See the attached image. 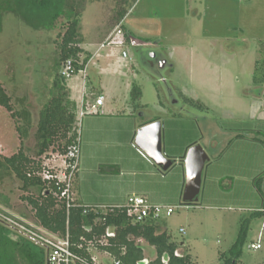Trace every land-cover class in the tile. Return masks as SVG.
I'll list each match as a JSON object with an SVG mask.
<instances>
[{"label": "rangeland", "instance_id": "rangeland-1", "mask_svg": "<svg viewBox=\"0 0 264 264\" xmlns=\"http://www.w3.org/2000/svg\"><path fill=\"white\" fill-rule=\"evenodd\" d=\"M120 3H124L123 0H96L85 5L81 23L82 47L91 52L94 59L86 74L80 72L67 79L68 86L72 88L71 97L77 102L78 108H82L81 103L86 100L83 95L86 76H90L95 90H99L102 85L106 92V105L112 102L123 103L126 92L121 80L137 84L144 92L148 117L162 122L163 147L173 127L172 107L179 101L181 105L176 107L181 109L183 102L178 95L172 96L169 86L161 78H168V68L162 71L150 69L141 63L142 57L137 58V42H148L151 46L156 45L160 51L173 53V58L187 70L192 56L198 55L216 64L217 58L224 57L222 49L225 41L236 40L237 45L242 41L236 47L238 58L234 62L231 78H225L216 69L197 70L199 77L195 81L201 85L198 91L203 88V98L212 109L201 110L188 106H185V110L178 108L186 120L197 121L199 131L190 124V131L195 132H187L186 135L190 138L197 136L198 145L207 150L210 156L216 155V148L219 149L223 144L219 139L221 143L215 146L218 138L224 142L229 136L239 135L245 142L243 149V142L234 148L230 146L221 158L216 159L218 161L214 168L217 171L228 168L226 174L233 182V188H224V201L217 207H208L203 203L201 195L197 203L185 205V186L179 168L171 167L166 173L160 171L163 178L168 177L163 181L151 174L139 179H144L146 185L155 189L156 198L161 200L160 205L175 208L173 215L161 220V229L167 230L173 242L183 243L184 249L197 264H221L222 255L232 257L231 249L238 241L237 264L263 262L264 248L256 251L251 246L260 239V232L264 233V218L246 206L255 205L256 200L263 203L264 183L262 181L263 187L261 183L259 190L255 181L264 174L252 180L246 171L262 161L264 156V119L259 116L263 112L264 97L262 95V98L256 99L258 87L253 82L255 61H264V0H127L128 15L124 22L128 34L136 40L133 45L126 40L125 32L116 33L107 40L114 31L120 29L113 25V18L122 8ZM70 19L65 12L49 27L46 25L39 29H34V26H40L43 21L31 25L14 13L4 12L0 20V83L12 97L16 110L27 106L34 113L35 120L53 95L54 78L61 72L62 68L57 67L60 46ZM45 21V24L49 23V19ZM106 33L110 35L101 44L100 39ZM124 50L129 52L128 59L122 57ZM228 68L231 69L230 66ZM228 68L225 66V69ZM173 79L175 84L186 82L188 85L187 80L172 76ZM158 95L164 108L159 106ZM86 97V103L92 102L94 98L90 95ZM207 120V126L216 130L213 136L203 130V123ZM81 121L79 115L80 129ZM216 121L221 122L226 134L217 132ZM16 126V120L0 106V154L3 156H13L20 149ZM201 131H205L204 134ZM26 145L29 149L34 148L33 134ZM164 155L169 157L165 152ZM42 160L46 169L58 171L59 175L65 170L66 159L57 148L50 150ZM250 180L255 183L254 188L245 189L251 186ZM21 186L22 183L13 176L0 180V205L3 204L1 207L9 214L39 226L27 203L21 200L24 195ZM240 188L242 191L239 193ZM32 193L38 194V190L33 189ZM261 241L264 247V238ZM138 243L145 250H152L147 242L140 240Z\"/></svg>", "mask_w": 264, "mask_h": 264}, {"label": "trees", "instance_id": "trees-1", "mask_svg": "<svg viewBox=\"0 0 264 264\" xmlns=\"http://www.w3.org/2000/svg\"><path fill=\"white\" fill-rule=\"evenodd\" d=\"M95 1L0 0V20L4 12L14 13L31 25L36 21H43L40 26H34V29H39L46 25L49 27L66 12L71 19L62 37L57 67L62 68L71 60L77 75L85 71L93 57L81 47V23L85 5ZM123 2L120 3L122 8L113 18V25L121 30H125L123 20L128 15L127 0ZM45 19H49L48 24H45ZM126 38L130 42L127 33ZM253 80L254 86H264V61L256 62ZM52 88L53 95L35 120L33 112L27 106L16 110L12 97L0 83V106L16 120L21 143L19 151L13 156L0 154V180L6 176L17 178L22 183L21 190L24 192L21 200L33 212L35 222L54 235L69 237L72 250L87 259L105 254L111 262L118 260L123 264H197L184 249V244L173 242L167 230L161 229L158 222L136 223L129 215L127 207H87L73 199L72 206L68 208L67 201L60 198L61 191L57 185L60 184L58 177L63 172L59 175L58 171L46 169L42 159L50 150L57 148L68 163L67 157L71 148L80 145L78 108L71 100L67 79L62 77L61 72L54 78ZM141 98L140 86L133 84L131 104L134 109L140 107ZM184 102L191 108H203L191 99ZM155 121L159 119L153 122ZM32 134L35 146L29 149L26 141ZM181 162L183 165L184 161ZM175 163L173 161V165ZM107 170L106 167H100L101 173L106 174ZM48 175L51 179H48ZM263 179L262 176L255 181L259 190ZM33 189H37L38 194L32 193ZM140 240L147 242L156 253L153 254L152 251L147 254L148 250L138 243ZM239 245L240 241L231 249V258L222 255L221 264H237L235 259L239 257V253L236 249ZM0 264H46V253L25 238L16 236L8 226L0 223Z\"/></svg>", "mask_w": 264, "mask_h": 264}, {"label": "crops", "instance_id": "crops-1", "mask_svg": "<svg viewBox=\"0 0 264 264\" xmlns=\"http://www.w3.org/2000/svg\"><path fill=\"white\" fill-rule=\"evenodd\" d=\"M200 15V12L197 10V16ZM126 19V18H125ZM125 19L123 20V26L125 30V34H128V31L125 27ZM110 35V34H109ZM107 33L102 36L100 39V43L103 44L104 40L108 38ZM107 36V37H106ZM130 40L131 38L134 40L133 36L129 33L128 34ZM127 40V38H126ZM136 41V40H135ZM236 40H228L225 41L224 48L222 52L224 54L221 58H217L216 64L210 63L207 60H204L203 57L198 55L192 56L190 59V66L189 68L183 69L181 64L173 58V53H167L163 51L162 48L158 50L156 45L149 44L143 46H137L138 48L136 51L137 58H141V52L145 48H149L150 50H154L159 54L164 60H167V65H165L164 69L168 68L169 75L167 80V85H169V89L173 95H178L181 102H183L182 110H185L188 106L185 104L184 100L191 99L195 102L201 104L204 109H212L206 99L203 98L205 96L204 90L201 87L198 91L199 86L195 79L199 77L198 69H206L209 70L216 69L218 73L224 75L225 78H231L230 74H233V66L236 60V47H239L240 44H236ZM245 43V42H244ZM129 44V43H128ZM144 44V42H143ZM133 45V44H132ZM82 47V45H81ZM83 48V47H82ZM217 48V47H215ZM85 49V48H83ZM86 50V49H85ZM228 52H226V51ZM87 51V50H86ZM126 51V50H124ZM89 52V51H88ZM128 52V51H127ZM225 52L227 55H225ZM91 53V52H90ZM129 53V52H128ZM92 54V53H91ZM93 56V54H92ZM94 57V56H93ZM87 65L85 71L87 72L92 60ZM130 57V55H129ZM256 62L254 63V71L256 67ZM230 66L231 69H225ZM136 69V68H135ZM253 71V73H254ZM184 74V75H183ZM172 76L175 78H182L187 80L188 85L186 82L184 84L179 82L175 84L174 79L172 80ZM165 78V77H161ZM224 78V79H225ZM122 81V85L125 89V96L123 97V103H111L106 105V95L105 90L103 89L102 85H100L99 90H95L94 86H92V80L90 76L86 77V81H84V91L83 96L87 100V95L94 97L92 102L86 103L82 101L81 105L82 108H78V121L79 115L82 119L81 124V131H80V155H79V165L78 170L76 173V180L74 186V199L77 203L82 204L87 207H99V208H120L125 207L127 205L129 197L132 196H141L146 198L151 204L160 205V199H157L155 194V189H153L150 185H146L144 179H139L145 177L147 174L155 175L160 177V179L166 180L168 177H164L161 175L159 167L149 159L145 154H143L136 146H135V138L139 129L147 124H150L157 118H149L148 116V105L144 102V92L142 90V98L140 100V107L138 109H134L133 105L131 104V90L133 84H129L128 82ZM119 82V81H118ZM126 84V85H125ZM199 86V87H198ZM69 87V86H68ZM70 90V97L72 94V88L69 87ZM258 96L254 95V97L262 98L264 97V86L261 88H256ZM262 92V93H261ZM124 93V92H123ZM122 93V94H123ZM104 97V102L102 106L96 105V100L100 97ZM159 99L160 96L158 95ZM264 99V98H263ZM71 100L74 101L71 97ZM255 101V99H254ZM76 104L77 102L74 101ZM116 102V101H114ZM85 103V104H84ZM90 103V104H89ZM159 106L165 107L161 99L159 100ZM181 105L179 101L176 102V105L173 108V127L170 129V137L167 140L163 147V152H165L172 161L176 163L172 165L174 169H181L182 170V180H183V187L185 186L186 182V171L185 165H182L181 161H184V158L190 148L195 145H198V137L195 136L190 138L186 135L187 132L192 134L190 131V124L199 131L198 123L195 120L190 119L186 120L181 113H179L178 108L176 106ZM264 107V102L262 104ZM189 107V106H188ZM191 107V106H190ZM176 108V109H175ZM180 109V108H179ZM180 109V110H181ZM198 109V108H194ZM263 112H260V118L264 119V108L262 109ZM224 111L226 109L224 108ZM82 113H84L82 115ZM34 115V113H33ZM35 116V115H34ZM195 117H197L195 115ZM225 118V117H223ZM232 118V117H230ZM203 119V118H202ZM207 119V118H206ZM226 119V118H225ZM228 119V118H227ZM161 122V120L159 119ZM228 121V120H227ZM157 122V121H155ZM162 123V122H161ZM209 121L207 120L203 123V130H206L210 135H214L216 130L213 131V128L207 126ZM221 122H215V128L219 134H226V129H222ZM188 127L189 129H186ZM202 134L205 131H201ZM223 143L222 146L214 152L216 155L210 156L205 150L206 154L209 156L210 161L206 163L203 176H202V189L199 195H202V201L208 207L219 206L221 201H224V192L225 189L233 188V182L231 177L228 176L227 169L223 171H217L214 168L215 163L218 161L216 159L221 158L225 152L228 150L230 146L233 148L239 144H241L242 139L239 135L229 136L226 141H222V138H218L215 141V146L217 147L221 142ZM207 140V139H204ZM242 143V149L244 148ZM243 152L240 151V154ZM248 154V153H244ZM243 155V154H242ZM262 161L256 163V165L249 170H247V174L251 176L250 178L253 180L256 176L264 174V156L262 157ZM108 168L107 173H101L100 167ZM170 168L169 170H171ZM235 173V172H234ZM264 176V175H263ZM185 177V178H184ZM250 180V187H245V189L252 190L254 188V184ZM254 182V181H253ZM264 183V180H263ZM262 183V187H263ZM182 187V188H183ZM243 187V186H242ZM185 188V187H184ZM225 188V189H224ZM256 190V189H255ZM242 191V188L239 189V193ZM243 195L240 194V196ZM255 205L253 206H246V208L250 211H255L256 215L264 218V201L263 203H259L258 200L254 201ZM262 205V206H261ZM163 206V205H162ZM0 208L1 205H0ZM4 209V208H2ZM6 210V209H4ZM7 211V210H6ZM15 215V214H14ZM16 216V215H15ZM162 227V224H159ZM264 226V223H263ZM260 239L256 243H261L262 248L257 250H262L263 244L261 239L264 238V233L261 231ZM253 245V244H252ZM151 249V248H150ZM153 250L149 251L147 254H151ZM98 257V256H97ZM98 259L102 264H110L111 259L105 254H100ZM264 264V261L259 263Z\"/></svg>", "mask_w": 264, "mask_h": 264}, {"label": "built area", "instance_id": "built-area-1", "mask_svg": "<svg viewBox=\"0 0 264 264\" xmlns=\"http://www.w3.org/2000/svg\"><path fill=\"white\" fill-rule=\"evenodd\" d=\"M124 34L121 29L114 31L110 37L115 34ZM126 37V34H124ZM107 42V41H106ZM130 42L134 44L131 38ZM122 57L129 58V53L123 51ZM86 74V71H82ZM62 77L69 79L75 75V68L71 60L67 61L61 69ZM87 77V76H86ZM104 97L100 96L96 100L97 106H102ZM84 113H82L83 115ZM80 145L71 148L68 155V163H66L65 172L59 178L60 198L67 201V206L70 208L74 199L73 188L76 173L79 165ZM48 179H51L48 175ZM129 215L134 218L136 223H144L146 221H155L160 224L164 217H170L174 214L175 208L166 207L162 205L151 204L146 198L141 196L129 197L127 205ZM0 223L8 226L16 236L25 238L30 241L34 246L41 248L46 253V264H102L97 257L87 259L78 255L72 250L69 237L61 238L57 235L50 233L44 228L32 225L25 222L23 219L15 216L2 208H0ZM181 232L184 233L183 230ZM17 238V237H16ZM253 250L262 248L261 243H256L251 246ZM110 264H123L118 260H113Z\"/></svg>", "mask_w": 264, "mask_h": 264}, {"label": "water", "instance_id": "water-1", "mask_svg": "<svg viewBox=\"0 0 264 264\" xmlns=\"http://www.w3.org/2000/svg\"><path fill=\"white\" fill-rule=\"evenodd\" d=\"M133 41L134 43L136 42L135 40ZM137 45H145V43L137 42ZM153 54L156 56L157 52L154 51ZM162 62L167 65V60L163 59ZM163 80L167 83L165 78ZM135 146L162 171H168L172 167L173 161L166 157L163 152V127L160 121L142 126L137 132ZM209 161V156L201 146L195 145L188 150L184 158L186 171V182L183 192L184 203L194 204L199 201L202 189V176L206 163Z\"/></svg>", "mask_w": 264, "mask_h": 264}, {"label": "flooded vegetation", "instance_id": "flooded-vegetation-1", "mask_svg": "<svg viewBox=\"0 0 264 264\" xmlns=\"http://www.w3.org/2000/svg\"><path fill=\"white\" fill-rule=\"evenodd\" d=\"M146 45H149L146 43ZM153 50H150L149 48L147 50H143L141 52V63L150 69H160L162 71L165 68V65L163 64V58L157 54L156 56L153 54ZM163 66V67H162ZM163 79V78H162Z\"/></svg>", "mask_w": 264, "mask_h": 264}]
</instances>
